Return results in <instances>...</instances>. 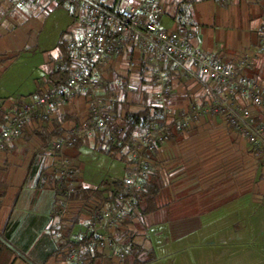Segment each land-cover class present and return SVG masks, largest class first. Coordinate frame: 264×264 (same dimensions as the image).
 I'll return each instance as SVG.
<instances>
[{"label":"crops","instance_id":"0c3cea01","mask_svg":"<svg viewBox=\"0 0 264 264\" xmlns=\"http://www.w3.org/2000/svg\"><path fill=\"white\" fill-rule=\"evenodd\" d=\"M6 1L0 0V71L3 72V62L15 57L19 51L26 50L31 40L29 30L18 32L20 28L6 26L3 22L7 13L1 5ZM42 1L33 0L29 7H38ZM138 1L130 0L124 6L115 0L112 5L127 7ZM185 1L194 5L192 17L197 24V31L192 44L203 55L234 67L242 56L260 51L264 39V0H234L229 4L209 0ZM113 60L110 75L109 72L107 75L115 77L114 83L111 82L114 88L124 87L122 80L126 88L128 83L125 80L131 75L123 71L127 55ZM54 61L52 56L46 60V82L43 90L36 93L51 89L48 80ZM243 74L253 77L264 86V53H261L256 68ZM148 93V97L142 96L143 102L139 97L134 106L117 102L113 107L116 110H113L114 115L120 113L122 116L117 119L123 124V115L127 111L138 112L151 106L149 102L152 101V95ZM220 96V87L200 73H192L190 78H186L183 72L175 82L170 103L178 113L183 109H191L193 105L218 100ZM30 100L0 101V112L5 114L10 106ZM239 102L250 108L258 121H264V110L252 106L243 97ZM87 113L88 104L84 97L61 105L51 123L30 125L19 139L10 143L8 149L0 154V264H68L65 257L58 254L61 239L70 235V238L80 240L86 232L87 223L84 217H79L78 210L73 215V218H79L76 220L78 222L67 227V234H63L54 218L57 191L53 170L57 156L52 144L60 137H54L53 133L55 121L61 117L71 118L63 124L65 135L79 128ZM188 129L185 133H175L172 140L154 155L153 170L160 174L164 183L161 208L143 219L140 216L131 222H128L129 214L125 227L115 229L114 239L106 242L92 264H129L130 258L126 262L116 259L114 251L119 245L134 247L135 252L130 257L138 249L150 253L154 259L149 264H176L177 258L185 254L186 248H168L162 243L163 238L169 237L172 242H176L196 236L204 229L202 218L205 214L241 198L247 192L256 194L258 174L262 167L264 170V166L257 165L255 159L251 158L253 153L247 141L232 131L221 117L202 116L199 121H192ZM97 135L100 134L93 133L79 145L66 149L65 155L75 164L74 157L81 145L90 142L95 147L100 146V136ZM250 166L255 168L256 174L249 183L245 178V169ZM230 170L237 172L231 179ZM79 185H82L80 175ZM74 205L72 210L76 207ZM81 220L85 224L79 229ZM67 224L71 225L70 222ZM69 230L72 232L69 233ZM207 248L212 249L209 246ZM222 248H227V245H222ZM209 256L206 255L200 264H215ZM178 264L199 262L185 259ZM216 264H224V261Z\"/></svg>","mask_w":264,"mask_h":264},{"label":"built area","instance_id":"2783aa9c","mask_svg":"<svg viewBox=\"0 0 264 264\" xmlns=\"http://www.w3.org/2000/svg\"><path fill=\"white\" fill-rule=\"evenodd\" d=\"M32 1L7 0L5 4L10 12H15L29 7ZM55 1L58 6L67 7L77 21V30L68 43L66 54H58L54 63L55 70L68 74L67 79L56 88L32 96L29 102L7 109V121L0 131V154L30 125L49 124L61 105L79 97L86 98L88 113L83 124L52 144L57 156L54 175L64 183L56 197L54 218L66 219L71 209L70 197L78 186L75 179L79 177V169L65 155L66 149L93 133H101L104 146L116 148L117 156L124 157L127 164L123 193L116 196L115 203L101 210L95 208L85 238L69 243L63 250L68 264H89L87 254L98 253L109 238L114 239L112 231L123 223L126 213L136 210L138 196L153 170V154L170 142L175 133L186 132L192 121H199L202 116L221 117L264 161V121H258L252 110L239 102L243 97L252 106L264 110V86L243 74L256 68L264 53V39L258 53L242 56L234 67H229L194 48L192 39L197 24L192 17L194 5L191 2L139 0L122 7L110 5L109 0ZM209 1L229 4L234 0ZM164 17L172 23L169 29L162 26ZM262 32L264 34V26ZM123 55L131 60L128 62L131 69L151 68L145 78L153 85L149 104L161 107L165 117L163 125L136 132L130 139L126 138L121 121L112 112V107L122 98V93L118 92L122 90L105 83L113 59ZM183 72L186 78L198 72L218 85L221 89L219 100L193 105L177 113L170 98ZM138 89L135 85H127L125 91ZM134 252L131 245H119L115 257L124 262Z\"/></svg>","mask_w":264,"mask_h":264},{"label":"rangeland","instance_id":"374dc122","mask_svg":"<svg viewBox=\"0 0 264 264\" xmlns=\"http://www.w3.org/2000/svg\"><path fill=\"white\" fill-rule=\"evenodd\" d=\"M129 1L130 0H119L120 4L124 6L128 5ZM114 3L115 0H109L110 5ZM1 7L7 13L3 21L6 23V26H14L17 29L20 28L18 32L29 30L31 40L26 50L19 51L15 57H9L3 62L5 70L4 72L0 71V101H16L22 98L30 100L32 96L36 95L35 93L37 91L43 88L46 82V60L48 58L50 59L51 56L56 60L58 54H61L58 49V43L62 35L67 42L74 38L77 30V21L67 7L58 6L55 0H43L42 4L38 7L32 6L25 10L15 12H10L5 3L2 4ZM162 26L165 29L171 27V22L167 17L162 19ZM4 28L6 29L5 25ZM130 61L131 60L128 61L127 58L126 67L123 69L128 76L130 74L132 75H130L129 79L125 80L128 83L126 86L135 85L139 89L131 92L129 90L125 91V88L122 87L114 89L122 90L118 91L122 93V98L118 101L119 103L128 105L133 104L134 106V104L137 105L139 97H148V92L152 95L153 85L152 81L148 82L145 80L148 76V69L151 70V68L145 66L141 70H134L131 69L128 64ZM54 63L55 61L53 62L52 70H55ZM108 75H110V72ZM108 75V79L105 83L113 86L112 83H114L116 79L113 75ZM111 78L113 80H111ZM122 83L125 87L124 80H122ZM136 100L137 103H135ZM113 107L112 112L114 109ZM188 130L189 129H187V131ZM97 134H100L97 135L98 137H102L101 133ZM241 139L243 138L241 137ZM245 147L247 146L245 145ZM249 148L253 153L251 158L253 157V159H255L257 165L264 166V161L261 156L255 154L250 145ZM74 158L83 185H80V187L97 189L103 183L110 184L114 181L124 180L126 178V162L121 160L118 156L101 152L93 143L86 142L81 145ZM254 169L253 166L245 169V178L249 183L256 174ZM236 174V171L230 170L229 178L231 179L233 176H236ZM258 175L259 181L257 179L258 186L256 194L247 192V194L243 195L241 198L230 201L225 206L223 204V207L219 209L216 208L210 213L205 214L202 218L204 229L196 236L187 237L176 242H172L169 237L163 238L162 243L168 248H186L185 254L177 258L176 264L185 259L191 261L196 260L200 264L201 260H203L206 255H210L209 258L212 257V261L215 262V264L220 261H224V264H227V262L228 264H264L263 167ZM72 205L73 203H71V207ZM74 206L76 207H74L73 210L71 209V211L69 210L65 220L60 221L55 218L60 224L63 234H67V227H71L73 223L78 222L76 221L79 219L78 217L76 219L73 218V215L77 214L78 210H80L79 217H84L87 223V229L91 221L92 211H94L95 208L97 209L99 201L92 200L89 203H85V205H83L82 202L79 204L75 203ZM104 206L106 207V205L101 207ZM130 213L131 212L126 213L125 218H127ZM67 220H71V225L67 224V222H69ZM125 220L126 219H124L123 223L116 229L125 227ZM84 224V220H81L78 225L79 229L82 228ZM114 231L115 229L112 231L113 234ZM222 245H227V248H222ZM208 246L212 247V249H208ZM103 248L101 250H103Z\"/></svg>","mask_w":264,"mask_h":264},{"label":"trees","instance_id":"16d2710c","mask_svg":"<svg viewBox=\"0 0 264 264\" xmlns=\"http://www.w3.org/2000/svg\"><path fill=\"white\" fill-rule=\"evenodd\" d=\"M68 43L69 41L67 42V40H65L64 36L62 35V38L58 43V49L61 54H66ZM67 76L68 74L65 71L52 70L48 80L49 83L51 84V88L53 89L61 85L67 79ZM114 112H116V110H114ZM121 116L122 115L118 113V115H115V118L117 119L118 117ZM69 119L71 118L67 116H63L57 121H55V131L53 133L54 137L59 138L64 134L65 130L63 129V124L67 122ZM122 120H123L122 126L125 132V136L127 139H130L133 137V135L136 132L153 130L155 126L163 125L165 117L163 115V111L161 107L153 104L151 106H147L146 108L138 112L127 111L123 115ZM6 121H7L6 113L3 114L2 112H0V131L2 126L6 123ZM98 142L99 144L101 143L100 146L98 147L101 152L106 154H113L114 156H117V154L119 153L116 148H107L106 146H104L103 135L102 137L99 138ZM79 144L80 143H78L77 145ZM154 155H156V153H154L152 156L153 160H154ZM120 159L125 161L124 157ZM75 180H76L75 182H78V186L75 188L74 193H72L70 197L72 203L79 204L80 202H82L83 205H85V203H89L92 200H98L99 201V206L97 207L98 210L104 208L105 206L101 207L103 205L107 206L109 204H113V202H116V196L123 193L124 191V180H117L111 184L103 183L97 189H86L80 187L79 177L76 178ZM54 184H55V190L57 191L56 194L57 197L58 192L63 188L64 183H61L55 177ZM163 189H164V183L162 177L158 172L152 170L151 175L145 186V189L138 197L137 210L130 213L131 215L128 218L129 219L128 222L133 221L137 217L140 218V216L143 219L144 217L149 216L151 213L158 211L163 205L162 203ZM67 221L71 222V220H67ZM124 224H127L126 220ZM69 231H70L69 233L72 232L71 230ZM86 235H87V231L83 234L81 239H84ZM70 237L71 236L68 235L65 236L63 239H61L62 245L59 248L58 254L63 255V250L68 246V244L75 243L77 241ZM96 256L97 253L94 255L87 254V259H89V264H92L94 262ZM66 258L67 257H65V259ZM153 259L154 257L151 256L150 253H145V251L138 249L135 255L130 257L129 264H149L150 262L153 261Z\"/></svg>","mask_w":264,"mask_h":264}]
</instances>
